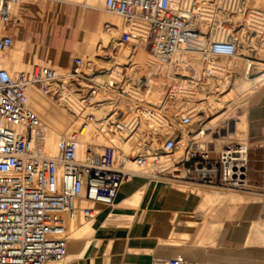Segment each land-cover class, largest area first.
Returning a JSON list of instances; mask_svg holds the SVG:
<instances>
[{
  "label": "built area",
  "instance_id": "1",
  "mask_svg": "<svg viewBox=\"0 0 264 264\" xmlns=\"http://www.w3.org/2000/svg\"><path fill=\"white\" fill-rule=\"evenodd\" d=\"M95 1L123 24H145V48L149 47L159 65H174L186 51L197 52L204 64L237 55V43L232 36L217 40L214 31L203 33L195 6H178L174 0ZM26 4L27 0H0V55L13 44L11 31L18 22L15 7ZM212 4L223 15L220 26L228 31L240 29L230 20L241 9L239 2L213 0ZM130 38L125 29L120 42L131 44ZM83 65L80 58H73L67 74L50 66L33 65L14 75L0 65V264L62 262L68 253V224L78 215L94 220L98 207L112 208L119 188L135 177L236 191L249 188L246 141L229 144L213 155L200 147L197 134L181 141L178 133L172 132L165 134L154 150L142 148L144 152L133 157L132 168L126 161L117 160L112 147L100 151L93 143L83 144L82 139L95 123L126 139L136 133L142 122L154 137L160 129L150 127L155 109L132 101L122 87L118 88V95L131 100L125 111H108L102 119H96L92 110L102 108L106 101L98 99L100 86L83 72ZM72 86L80 89L79 123L74 131L58 140L56 154L47 156L34 145L39 120L30 108L26 92L34 88L65 105ZM176 121L188 136L192 134L191 115ZM80 202L84 205H78ZM259 220L264 223V208ZM156 264L194 263L171 258Z\"/></svg>",
  "mask_w": 264,
  "mask_h": 264
},
{
  "label": "bare ground",
  "instance_id": "2",
  "mask_svg": "<svg viewBox=\"0 0 264 264\" xmlns=\"http://www.w3.org/2000/svg\"><path fill=\"white\" fill-rule=\"evenodd\" d=\"M51 1L69 3L80 6L81 8L95 9L100 12L96 29L94 31H85L82 29L79 40L74 43V48L77 53H89L91 55L99 53L100 49L105 50L106 46L109 47L108 45L112 46L111 53H105V51V55L100 56L97 54L93 55V57L90 55L91 58L88 56L87 60L88 64L83 62V72L89 76L91 81L100 86L98 99L106 101L102 108L92 110L96 119H102L103 115L108 111L116 113L124 112L127 104L132 100L153 107L155 114L150 123V127L152 128L154 125L160 128L158 136L154 137L149 132L146 123L142 122L136 133L130 139H126L109 128L95 123L90 128L88 134L82 139L83 144L93 143L97 150L100 151L105 147H112L116 150L117 160L120 162L126 161L127 166L132 168L134 167L132 159L135 155L144 152L142 148L147 147L149 150H154L159 147V144L162 142V137L165 134L177 132L180 128L183 129L180 125V128H176L178 124L176 125L175 119H180L185 115H191V128L195 132L193 131L189 136L184 129L183 131L185 132H178L181 141L195 134L199 138L200 136H205L204 131L212 132L213 126L219 119H213L211 114H214L215 111L224 106L228 100L234 98V94L237 91L243 89L249 90L246 94L245 90L244 94L240 95L242 96L240 99L244 104V109L241 111V114L236 116V122H233V128L231 129L232 136L226 139L237 140L238 142L246 141V106L248 97L264 86V14L262 12H252L251 10L245 12L247 8L243 7L240 0H236L239 2L240 5L238 4V7H241V9L233 14L234 18L231 21L234 22L237 29L240 27L239 30L228 31V29L220 26L221 23L219 22H217L216 28L212 26L205 28L202 26L203 33L214 31V37L217 40H224L228 35L232 36L238 47L236 56L226 58V60L236 58L237 62L235 61L236 63L232 66V69H234V73L232 72L233 75L228 76L224 81H211L209 77L212 83H208V75H211L213 70L215 72L222 71L221 69L225 66L222 67V65L213 62L204 64L198 53L192 51H186L174 65H159L151 53L144 51L148 31L142 22L134 21L122 25L120 18L106 12L102 4L95 0ZM174 1L178 6L197 7L196 12L201 24L203 22H209V19L215 17L216 14L223 16L212 4L213 0ZM41 2L47 3L44 1ZM249 2L252 4L251 1ZM254 3L256 7L259 5V2L256 3L254 1ZM14 11L17 19L20 20L18 18L19 6L15 7ZM214 23H216L215 20ZM122 26L129 31L131 37L130 43L132 45H123L116 39ZM14 32L15 30L13 29L11 33ZM257 36H260V39ZM12 46L11 52L7 53L10 48L4 54L0 55L1 68L6 70L10 75L22 72L29 65H36L43 61L37 53H33L29 61L30 64L28 65L25 62L27 44L25 42L14 41L13 37ZM220 58L225 59V57ZM202 66H204L205 72L199 75ZM242 66L244 67L242 68ZM84 69L86 70L84 71ZM60 72H62L61 69ZM237 73L240 75L233 78L234 74ZM238 84H240L239 87H235ZM119 87H122L124 91L128 92L129 99L131 100H127L118 95L117 89ZM226 87L228 89L225 91ZM72 89L73 92L65 105H61L58 101L40 94L34 88H30L26 92L30 108L39 120V126L34 133V145L38 151L47 156L52 157L56 154L58 140L74 131L79 123L77 114L80 112V89L77 86H72ZM227 91L229 94L226 95L225 93ZM223 94H225L224 97H222ZM169 107H171L170 111L168 110ZM220 139L222 141L223 138ZM220 144L222 143L220 142ZM200 147L203 148V146ZM216 147L220 149V146L217 145ZM154 180L157 181L158 179ZM176 183H178L177 187L186 190V193L187 190H190V192L193 191L200 197L197 212L201 222L186 221L185 225L198 227V237L202 234V238L200 236L201 239L199 238L200 240L196 243L203 246L215 244L224 220L230 218L237 206L259 202L264 203V197L255 193H234L233 191H227L217 187L193 186L183 182L181 183L180 181ZM143 192L142 190L136 193L131 199L125 201V204L130 206L138 205ZM194 212L197 213L196 211ZM116 213H112L107 217L104 226L126 224L125 220L128 218ZM95 235L93 220H84L81 215H78L67 227L66 238L68 253L66 258L60 263L48 262L47 264H69L74 260L86 257L90 250L98 245ZM246 245H264L263 222L260 221L259 223L252 224ZM201 262L202 264H210L207 259L199 263Z\"/></svg>",
  "mask_w": 264,
  "mask_h": 264
},
{
  "label": "crops",
  "instance_id": "3",
  "mask_svg": "<svg viewBox=\"0 0 264 264\" xmlns=\"http://www.w3.org/2000/svg\"><path fill=\"white\" fill-rule=\"evenodd\" d=\"M64 4L50 0L47 12L31 6L24 7L20 15L22 19L18 20L13 28L15 32L11 34L17 39L14 41L27 44L26 53L31 41L37 45L40 39L44 40L51 50L47 49L43 56L39 51H34L35 46L32 54L37 53L43 60L50 56L48 60L50 63L52 61V66L69 67L73 60L69 55L70 47L75 51V39L80 38L82 31L66 27ZM82 9L90 11L81 14V29L94 31L99 12L94 14L91 11L95 9ZM30 59H25L26 64H30ZM255 93L251 95H254L251 104L247 102L249 106H246L247 181L249 191L264 197V92L260 95ZM177 186L178 183L171 180L158 182L141 177L123 184L112 208L98 207L93 220L98 245L86 257L69 264H156L158 260L171 258L190 262L198 260L194 264H202L199 262L204 254L209 256L210 264H264V245H246L252 224L260 222L264 203L237 206L230 218L224 220L215 244L203 246L196 243L202 238V234L201 238L198 237V227L185 225L186 221L201 222L197 212L200 197L190 190L186 193ZM142 190L144 192L138 205L125 204ZM112 213L128 218L126 224L104 226Z\"/></svg>",
  "mask_w": 264,
  "mask_h": 264
},
{
  "label": "rangeland",
  "instance_id": "4",
  "mask_svg": "<svg viewBox=\"0 0 264 264\" xmlns=\"http://www.w3.org/2000/svg\"><path fill=\"white\" fill-rule=\"evenodd\" d=\"M249 1H251L252 2V4L249 2ZM254 1L256 2V3H258L259 5L256 7L255 6V3H254ZM57 2V1H56ZM240 2L243 4V7L244 8H249L252 12L253 11H260V12H262L263 14H264V0H240ZM247 2V3H246ZM57 3H60V2H57ZM246 3V4H245ZM249 4V5H248ZM254 4V5H253ZM48 5H49V2H47V4H44L43 2H35V1H33V0H27V5H21V6H19V12L21 13H19L18 14V18L19 19H22V17L20 16V15H22V9L24 8V7H27V6H31L32 8L34 7V8H39V9H41L42 11H44V12H47L48 11V9H47V7H48ZM53 6H54V4H53ZM52 6V7H53ZM253 7V8H252ZM256 7V8H255ZM64 10L66 11V17H67V22H66V27L68 28V29H71V30H73V31H77V32H81L82 31V29H81V27H79L80 25H81V22H80V19H81V14L83 13H88L90 10L89 9H85V10H83L81 7H79V6H76V5H72V4H69V3H65L64 4ZM41 10H40V12H41ZM16 11H17V9H16ZM91 12H93L94 14H98V11L97 10H92ZM99 16H100V12H99ZM212 17H213V15H212ZM232 18H234V15H232L231 16V18H230V20H232ZM214 20H215V22L216 23H214ZM223 21H224V19H223V16H219L218 14H216L215 15V17H213V18H211V19H209V22H203L202 23V26H204L205 28H209V27H211V24H215V25H217V22H219V23H223ZM80 23V24H79ZM122 25H123V22H122ZM125 26V25H124ZM124 26H122V28H121V30H120V33L116 36V39H118V41H120V36H121V34H122V31L123 30H125L126 28L124 27ZM123 29V30H122ZM247 31V30H246ZM257 38L258 39H260V36H257ZM14 40H17L15 37H14ZM20 40V39H19ZM76 41H78L79 40V38H77V39H75ZM22 41V40H21ZM72 41H74V40H72ZM39 44H42L43 45V47H41ZM129 45H132V44H129ZM36 46V47H35ZM109 47H111V48H109V47H107L106 46V49L105 50H103V49H100L99 51V53H94L93 55H105V53H111V50H112V46L111 45H108ZM13 47V46H12ZM34 47H35V50L34 51H39L40 53H42L43 54V56H44V52L47 50V49H50L49 48V46H48V44L44 41V40H42V39H40V41L38 42V44L36 45V42L35 41H31V43L29 44V46H28V49H27V53H26V58L29 60L30 58H31V54H32V51H33V49H34ZM98 48H99V46H98ZM51 50V49H50ZM70 53H69V55H70V58L72 59V58H80L83 62H85V63H87V60H88V56H89V58H91L90 57V55L91 54H89V53H77L76 51H73L72 49H71V47H70ZM12 51V48L7 52V53H9V52H11ZM106 51V52H105ZM144 51L146 52V53H150V50H149V47H147V48H145V45H144ZM102 52V53H101ZM105 52V53H104ZM86 55V56H85ZM93 55H91L92 57H93ZM86 57V58H85ZM48 59H50V56H49V58ZM31 60V59H30ZM43 60V59H42ZM48 60L46 59V60H43L42 62H40V63H38V64H36V65H38V66H50V67H53V69H55V68H59V69H55L58 73H60V74H67L68 72H69V67H59V66H52V65H54L53 63H52V61H51V63L48 61ZM216 61V62H215ZM221 61V62H220ZM236 61V58H234V59H232V60H226V58L224 59V58H216V59H214L212 62L213 63H217V64H220V65H222V67L223 66H225L223 69H221L222 71H212L213 73L209 76L208 74V83H212L211 81L212 80H217V81H224V80H226L227 78H228V76L230 77V76H232L233 75V70L234 69H232L233 67V65H234V63H236L235 62ZM230 63V65H228L229 63ZM42 63V64H41ZM43 63H45V64H43ZM224 63V64H223ZM35 64V63H34ZM88 64V63H87ZM86 64V65H87ZM226 65H228V66H226ZM33 65H29L27 68H25V69H23V71L22 72H24V71H28V70H30L31 69V67H32ZM231 68H230V67ZM55 67V68H54ZM87 67V66H86ZM228 67V69H226ZM244 66H242V68H243ZM68 68V69H67ZM204 68V66H202L201 68H200V70H201V72H199V75H201V73H204L205 72V68ZM241 68V69H242ZM60 69H61V71L62 72H60ZM203 69V70H202ZM229 69H231L230 71H229ZM59 70V71H58ZM86 69H84V71H85ZM231 72V73H230ZM233 72V73H232ZM208 73V72H207ZM238 75H240L239 73H237V74H234V76H233V78H236V76H238ZM211 78V81H210V78ZM192 79V78H191ZM239 83H241V81H239ZM82 85V84H81ZM228 85V84H227ZM226 85V86H227ZM239 85L240 84H238V86L236 85L235 87H239ZM83 86V85H82ZM262 87H264V86H262ZM226 89H228L227 87L225 88V91H226ZM252 89V88H251ZM260 89V88H259ZM258 89V90H259ZM118 90V89H117ZM246 90V91H245ZM258 90H256L257 91V93H255V95H260L261 93H263L264 92V88H262V89H260L259 91ZM244 91H245V94L249 91L248 89H243V90H240V91H237V93H235L234 94V98H232V99H230V100H228L226 103H225V105L224 106H222L219 110H217V111H215L214 112V114L212 113L211 114V117L213 118V119H216V118H218L219 120L215 123V125L213 126V131L212 132H210L209 133V131H204V133H205V136H200V146H203V148H205V149H207V150H209V151H211L212 153H213V155L215 154V153H217L218 151H220V150H222L224 147H226V146H228L229 144H232V143H238V141L236 140H228V139H226V138H230L231 136H232V128H233V122H236V120H237V115H239V114H241V111L244 109V104L242 103V101H241V97L242 96H240V95H243L244 94ZM241 93V94H240ZM219 94V93H218ZM226 95L227 94H229V92L227 91V93H225ZM225 94H223V96L222 97H224V95ZM252 97H254V95L253 96H249L248 97V104L250 105L251 104V100H252ZM232 100V101H231ZM229 101H231V102H229ZM234 101V102H233ZM233 102V103H232ZM228 103V104H227ZM227 104V105H226ZM233 104V106H231ZM230 105V106H229ZM249 105H247V106H249ZM170 109H171V107H169L168 108V110L170 111ZM169 113V112H168ZM218 113V114H217ZM205 115H207V114H205ZM176 120H179V118L178 119H175V122H176V125L178 124V122L176 121ZM220 123V124H219ZM230 124V125H229ZM204 125V124H203ZM218 125H220L219 127H218ZM154 126V125H153ZM152 126V127H153ZM223 126V127H222ZM230 126V127H229ZM176 128H180L179 127V124H178V127H176ZM215 128V129H214ZM219 128V129H218ZM221 128V129H220ZM179 131H177L176 133H183V132H185V131H183V129H178ZM180 131H183V132H180ZM194 131V130H193ZM192 131V132H193ZM218 131V132H217ZM224 131V132H223ZM227 131V132H226ZM195 132V131H194ZM215 132H217L216 134H214ZM227 133V134H226ZM220 135V136H219ZM227 135V136H226ZM207 137V138H206ZM220 138H223L222 139V141H221V139ZM224 139H226V140H224ZM210 142V143H209ZM216 142V143H215ZM220 142L222 143V144H220ZM160 143V142H159ZM218 146H220V149H217V145ZM158 145V144H157ZM160 145V144H159ZM159 180H161V179H158L157 181L158 182H162V181H159ZM169 180V179H168ZM172 181V180H171ZM175 182V181H174ZM176 182H179V181H176ZM182 183V182H181ZM221 189H223V188H221ZM223 190H227V191H233L234 193H255V192H251V191H249V188H248V190H245V191H234V190H228V189H223ZM255 194H257V195H261V194H258V193H255ZM78 205H80V206H82V205H84L83 203H78ZM238 210V209H237ZM236 210V211H237ZM235 211V212H236ZM234 212V213H235ZM132 221V219L131 218H129V222H131ZM231 221V220H230ZM209 256H206L205 254H204V256L202 255V258H201V260L203 259V261H205L206 259L208 260L209 258H208ZM198 260H195V261H192V263H195V262H197ZM217 264H219V263H217Z\"/></svg>",
  "mask_w": 264,
  "mask_h": 264
}]
</instances>
